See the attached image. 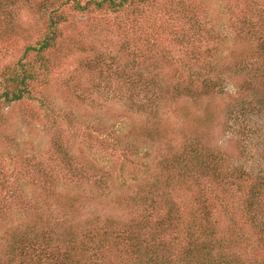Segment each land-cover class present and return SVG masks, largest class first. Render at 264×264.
<instances>
[{
	"label": "rangeland",
	"instance_id": "374dc122",
	"mask_svg": "<svg viewBox=\"0 0 264 264\" xmlns=\"http://www.w3.org/2000/svg\"><path fill=\"white\" fill-rule=\"evenodd\" d=\"M41 1L7 9L8 30L0 23V94L19 59L35 77L21 100L0 97V251L18 225L51 232L70 225L78 237L77 223L93 217L145 225L140 194L153 185L158 199L162 184L177 180L180 190L191 189L173 194L184 221L198 205V185L218 236L252 234L234 252L241 262L254 258L243 207L253 177L264 172V50L257 46L264 47V0H121L116 10ZM55 6V43L25 52L38 46ZM206 79L213 89L204 88ZM198 142L221 159V182L201 160V178L169 168L172 156L189 166ZM235 169L247 179H236ZM119 246L91 264H125Z\"/></svg>",
	"mask_w": 264,
	"mask_h": 264
},
{
	"label": "trees",
	"instance_id": "16d2710c",
	"mask_svg": "<svg viewBox=\"0 0 264 264\" xmlns=\"http://www.w3.org/2000/svg\"><path fill=\"white\" fill-rule=\"evenodd\" d=\"M20 2L28 4L29 0H0V23L5 24L6 30L10 28L9 25L13 21L10 20L13 17L8 19L9 11L7 9ZM44 2L46 0H42L39 4ZM89 3H93L97 9L107 6L116 10L122 6L121 0H87L85 5ZM42 5L45 6L42 10L48 9L47 4ZM76 5V7L83 8L78 3ZM57 10L58 6L49 8L44 36L38 42L37 47L29 46L25 52L34 50L39 54L53 46L60 34L61 15ZM257 46L264 50L261 43H258ZM17 65V68L10 69L4 79L3 87L5 89L1 92L0 97L5 102L21 100L25 94L29 93V83L35 78L34 72L27 69L26 64L20 59L17 61ZM203 85L206 89L208 86L209 89H213L215 83L206 79ZM239 111L240 109L235 106L233 116L238 115ZM189 157V166H187L186 160L180 159V156H172L170 159H173L175 163L172 164L170 161L169 168H172L173 173H179L178 176L182 178L196 173H199L196 177L201 178L205 175L199 167L201 160L204 162L202 167L209 171L210 177L217 179L218 182L225 178V176H220L218 162L221 159L217 158L213 149L198 142L192 147ZM176 166L179 167L176 168ZM183 170H186V173ZM234 171L236 179L242 181L247 179H242L237 169ZM241 173L248 175L246 171ZM253 178L254 181L247 190L243 208L252 224L253 234L256 236L253 247L258 248V252L254 258L248 261L241 262L235 254L234 248L241 242L251 243L249 236L252 234L236 233L227 236V238L219 237L214 223L210 221L211 206L206 205L205 196L198 185L195 187L198 190H195V199L198 205L191 210V217L185 222L182 217V212L185 209L179 210L177 202L173 199V194L191 189L180 190L177 188L179 182L175 180L170 183L171 186H168L169 183L162 184L161 197L158 199L156 195L159 194L153 185L147 192L140 194L141 204L139 205L141 208H138L137 216L144 221L145 225L138 226L128 220L120 222L112 216L102 219L93 217L77 223L83 231L79 237L76 234V229L70 225L58 232L39 230L33 225L27 228L18 225L10 233H7L4 239L5 243L0 251V264H91L96 253L102 257L105 252L111 249L117 250L119 245L125 246L124 251H127L125 264H264V172L256 174ZM152 193H154L155 199H148L147 195ZM27 201L29 202V200ZM149 218V221L146 220ZM196 221H199L200 225H196ZM201 222L204 224L202 225ZM149 223L153 224V230H148ZM183 224L185 225L184 234L180 235L177 229ZM141 227L147 233H140L139 231L143 229ZM197 229L202 230L199 231L200 233H196ZM142 234H147L150 238L141 239ZM182 240L184 244L174 247ZM250 245L252 247V244ZM88 250L91 253H88ZM113 263L114 261L111 263L108 260V264Z\"/></svg>",
	"mask_w": 264,
	"mask_h": 264
}]
</instances>
